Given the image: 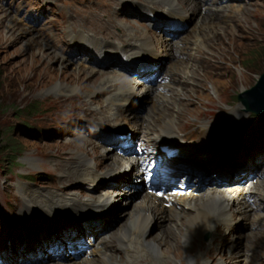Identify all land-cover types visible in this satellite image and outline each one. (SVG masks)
<instances>
[{"label": "rangeland", "instance_id": "obj_1", "mask_svg": "<svg viewBox=\"0 0 264 264\" xmlns=\"http://www.w3.org/2000/svg\"><path fill=\"white\" fill-rule=\"evenodd\" d=\"M25 1L26 0H0V130L4 131V144H7V141L12 142L15 147L17 146V143L19 144L22 149V151L19 152V155H22L21 153L23 152L25 156L34 155L37 164L39 163L38 165H41L42 163V165H46L48 162L52 167L59 168L61 163L58 162L59 158L62 156H75V154L79 155L84 143L87 145L88 143H95L92 138L89 135H86L83 131L77 135V129L79 128L82 130V126H84L89 119L99 118L101 110L94 108L91 112L87 113L76 108L75 114L78 116L80 123L77 127L71 126L63 134L59 133L62 125L48 124L50 123L49 117L51 115H62V113L66 114V111L71 109V101L76 103L77 95L97 93L99 85H91L88 83L93 81L99 73H105L109 76H116L117 74L122 76V73L113 67L108 69L102 66L94 67L82 63L77 58V55L83 53L82 47L79 45L75 46V49H72L74 54L58 53L55 50L56 43L46 40L50 33L39 32V25L35 26L33 22L34 26L30 27L22 22L20 16H15L21 20L22 25H26L38 31L40 34V40L49 44L60 55V57L67 58V64L61 69L58 67L56 60L49 62L46 58H43L40 53L36 54V52H32L31 48L33 46L32 42L29 40L30 36L28 33L19 30H14L13 32L10 31L9 27L5 24L2 15L4 9H8L12 12V9L15 7L17 8L18 3L21 7H24V4H26ZM211 2V8L215 10V13H208V15L210 14L214 17L218 15L217 17L219 19L217 20L219 21V25L217 26V30L224 29L226 39H223L221 43H217L216 46L208 44V46L214 51L213 53L206 51V53L202 55L205 51H202L201 49H193L194 46L189 47L193 59H188L182 56L174 57V50L171 51L173 57L170 59L172 61L177 59L178 65L184 60L194 63V65L197 64L199 68L198 72L195 71L192 73L194 69L190 72V69H186L184 66H179V71H177L173 76V79L167 83L174 87L176 89H174L175 91L167 93L166 90H161L155 86L152 90L150 89L145 90L144 92H139V88L142 87L144 83H140L139 88L138 85L133 83L137 92L141 94V101L138 105L139 107H137L136 113H134L135 109L129 111V117L134 114L136 117L135 119H131V121L137 122L139 119L141 123L149 124L147 129L153 126V122L156 119L151 115L153 114L155 106L156 108L157 106L160 107L163 100L153 96L152 92L154 91H160L168 96V110L174 115L175 119L179 121L178 123L182 127H187L185 124L189 119L192 120L193 118H198L200 117L199 115L203 117L205 111L209 109V101H211V99L216 100V98H219V100L225 101L226 99H229L228 97L235 99L243 96L247 97V95H249L251 96V100H255L256 98L264 97V79L262 78L264 75V0H211ZM50 3V7L55 9L60 5V0H51ZM236 5L244 9V13H236L234 11V6ZM44 6H46L45 3H39V5L34 6L32 5L29 10L26 8V13H29L32 10L42 18L45 10ZM88 12L89 11L82 10L79 17L84 21L90 17L86 24L91 28H95L98 24L96 15H89ZM190 19L189 27L196 26L197 24L194 23L195 20L193 18ZM243 19H246V21ZM58 22L60 25H65L66 23L63 18H58ZM70 29L65 30V34L68 36V40L71 41L68 33H66ZM147 29L152 31L148 27ZM52 32L56 33L54 30ZM160 43L161 45H164V43L167 44L168 46L166 49L172 47L171 43H167V40L165 39H162L159 44ZM178 47L181 48L179 44ZM71 57H75L76 59H69ZM170 62L171 61H168V63ZM75 67H79L78 70H81L79 76L77 75L78 70H76ZM90 69H94L97 72L91 77L85 76V72H88ZM165 69L166 68L163 69V72ZM41 70H43V73H41ZM75 70L77 74L75 73ZM42 74H45V79H42ZM59 81H62L69 86L76 85V83L81 84V86L85 84V87L87 88H84L81 93L76 94L71 93L70 90H65V93L63 94L55 93L51 89ZM103 114L105 115L106 112L103 111ZM179 118L182 120H179ZM36 123L43 124L42 128L47 136L39 135L44 134V132L41 133V131L36 129L34 131L39 134H30L27 129H32L33 131L31 125H36ZM48 131H56L58 133L51 135L48 134ZM67 133L71 138H66ZM88 153L94 162L99 161L97 164H99L98 167L102 171L117 168V166H114L108 161L110 153L105 151V153H108L107 157L104 156L105 153H95L93 150H90ZM249 153L252 155L251 158L261 161L260 169L262 170V178L258 184L264 185V147L260 149L253 148ZM16 162L13 158L4 168V171L11 169L10 173L4 174L2 171L3 176H15V173L19 172V169L17 170L15 168V166H19ZM28 163L30 166L33 164L31 161ZM126 163L127 162H123L121 165H125ZM26 166H28V164L23 167ZM39 171H43L46 178H49L50 173L48 170H45L46 172L44 170ZM134 173L135 172L133 171L132 177L128 178V180H132V178L135 177ZM32 178L38 177L35 174ZM140 183L141 186H144L142 180ZM49 184L50 181L41 179L39 185L36 187L35 194L42 195L56 192V188L49 186ZM120 187L121 186H119V189ZM127 187H121L120 190L118 189L116 192L114 191L116 193V197L114 198L116 219L115 223H112L109 231L114 230L122 224H128V222L134 218L140 206L137 205L141 200L139 199L140 192L133 190V188L128 189ZM1 189H7V184L2 183ZM263 191L264 189L259 190V192ZM222 192H225L226 196H221L220 193ZM235 192L232 193V190L213 186L207 188L205 191L206 194H202L200 197L212 194L218 198L229 199L231 204L238 206L240 203H238V201H240L241 196L238 197V194H235ZM190 200L199 203L200 198H193ZM168 208L166 205L163 218L159 217L158 219L151 220L146 239H135V237L130 242L129 245L139 251L141 250V246L145 249L143 254L146 256L139 259L137 258L135 263L201 264L206 258L212 259V252L206 247L197 244L196 240H198L201 234L205 233L206 230L211 227L210 219L212 220L213 216L205 215L209 223L206 220L204 223L201 222L199 229L204 230L202 233H198L199 229L190 233L187 217L189 209L183 210L184 208L182 209V206H178L177 210L180 209L186 215L179 220L178 224H176V217L168 210ZM166 218L172 221L174 225L172 229L170 226V228L168 227L169 222ZM236 220L239 222V228L235 230L233 234L235 241L233 243H235L236 248L232 254L231 258L233 259L230 260V264H238L237 261L240 259L248 264H258L259 262L264 264V207H255L253 210V208L249 206L243 213L236 215L235 221ZM219 223V220H217L215 228L219 226ZM150 238L156 242L165 239L167 242L162 246V250L166 253L172 254L159 256L157 252L152 250ZM113 240L119 243L117 238H114ZM186 242L187 245H185ZM141 243L144 244L142 245ZM221 254H223L224 257L228 252L222 250ZM113 255L119 260L120 264H133L132 261L123 262L117 255ZM97 257L98 256L95 255L93 258L97 259ZM225 264H229V262Z\"/></svg>", "mask_w": 264, "mask_h": 264}, {"label": "bare ground", "instance_id": "obj_2", "mask_svg": "<svg viewBox=\"0 0 264 264\" xmlns=\"http://www.w3.org/2000/svg\"><path fill=\"white\" fill-rule=\"evenodd\" d=\"M165 1L175 8L176 6H180V5L186 7V11L191 14L192 16L191 18H193L195 20L194 23L197 24L196 26L189 27V24H190L189 23L187 25V29L178 36V37H181V38H177V40H179L178 43L180 42L183 43L180 48L181 51L186 50V52H189V47L197 46L195 47L196 50L199 48L202 51H205L204 53H202V55L205 54L206 51L207 52L210 51L211 53H213L214 51L212 50L211 47L208 46V44L216 46L217 43H221L223 39H226L224 35V29L217 30L218 29L217 26L219 25V21L217 20L219 19L217 17L218 15L214 17V16H211L210 14L208 15L207 13L203 12L201 0H165ZM84 5L87 6V9H84V10L89 11L88 12L89 15H96L95 10L90 9L92 7H88L87 3H84ZM234 7H235L234 11L236 13H244V9L240 8V6L236 5ZM2 15L4 18L5 24L7 25V27H9L10 31L13 32L14 30H19V31L28 33V35L30 36L29 40L30 42H32V46H33L31 48L32 52L34 51V53L36 52V54L40 53V55L43 58H46L49 62L56 60L58 63L57 64L58 67L61 69L64 66H66L67 58L60 57V55L49 44L40 40V34L38 31L26 25H22L21 20L15 17V15L8 9H4ZM89 18L90 17L86 19L85 21L86 23H88ZM246 19H243V20L246 21ZM142 30L144 31V34H143L144 36H148L149 38L154 37L158 45H161V43L159 44V42L162 39H164L163 37L158 36L155 32L149 31L147 27H142ZM161 46L163 48V52L166 54V57H167V61L164 66V68H166L164 73L166 74V77L169 78V82L173 79V76L177 73V71H179V66H184L186 67V69H190V72L192 71V69H194L192 73H194L195 71L198 72L199 68L197 64L194 65V63L183 60L182 63L178 65L177 59H175L174 61L170 59L171 57H173L171 51H173L174 49H178L177 47H174L172 43H171L172 47L169 49H166L168 45L165 43L164 45H161ZM132 48H134V46L131 43H129L127 45V49H132ZM168 61H171V62L168 63ZM75 69L78 70L79 67H75ZM76 70H75V73H76ZM77 72L78 74L77 73L76 74L79 76L81 70H78ZM96 72L97 71H95L94 69H90L88 72H85V76L91 77L93 74L95 75ZM161 72H163V70ZM41 73H43V70H41ZM42 76H43L42 79L46 78L45 74H42ZM105 76H108V77H105ZM109 78H117L120 81H123L125 84L129 85L131 90H136L133 84H131L123 76L118 75V74L116 76H109L105 73H99L95 77V79L88 84H91V85L98 84L99 89L104 88ZM139 84L140 83H138V88H139ZM162 85H166V84L162 83ZM154 87L155 85L151 86L149 84H146V85L144 84L142 87L139 88L138 91L144 92L145 90H150V89L152 90L154 89ZM84 88H87L85 87V84L81 86V84L76 83V85L74 84L73 86H69L63 83L62 81H59L52 87L51 90L55 93H62V94L65 93V90H70L71 93L76 94V93H81ZM152 94L156 98L163 99L162 105L160 107L157 106L156 108L155 106V109L154 110L152 109L153 114L151 116H153L154 119H156L153 122V126H164L166 127V129L163 132H167L168 134H173L174 133L173 126L175 125L172 122H175L176 119L174 115H172V113L168 110L169 108L168 101H167L168 96L163 94L160 91H154L152 92ZM247 97L249 99L251 98V96L249 95H247ZM247 97L243 96L244 99ZM253 101L254 100L249 101L250 107H252V105L250 104L253 103ZM120 103L123 104L122 101ZM255 106H258L259 108L264 107V97L261 98V100H258ZM144 125H145V129H147L149 124L147 125L146 123ZM218 130L219 129H217V132H219ZM225 131L226 129H223L219 133L224 135ZM218 147L219 145L217 143H214L213 149L211 151H215V153L218 154V151L216 150V148ZM108 148L109 147L98 146L96 143H92V144L88 143V145L84 143V146H82V149L79 155L83 156L89 163L96 165V166L99 165L97 164L99 163V161L94 162L91 159L88 153L90 150L95 151V153H98V152L105 153V151L110 153V158H109L110 160L108 159V161H110L114 166H116V164H121L124 162L123 158L119 154L114 153L113 150H111L110 148L108 150ZM108 153H105L104 156L107 157ZM127 165L129 166L130 170H133L135 172L134 173L135 177L132 178V180H128L127 183H130V182L135 183L136 185L133 187V190L140 192L139 199L141 200L139 201L140 203L139 202L137 203V205H140L137 210V213L135 214L134 218L128 222V224L126 223V225L122 224L121 226L115 228L112 231H109L111 226L107 229L98 231V234L108 236L111 239L117 238L119 240V243H122L125 240H129L131 242L132 239L135 237H136L135 239H138V238L146 239V234H148V229L151 225L150 224L151 220L158 219L159 217L163 218L166 205H167V208L169 207L168 210L171 211L173 215L176 217V221H175L176 224H178L179 220L186 215L180 209L177 210L178 205L180 204L182 206V209L184 208L183 210L189 209L188 213L187 211L186 213L188 214L187 217L189 221L190 233L197 231V229H199L201 222L204 223L205 220L208 222L205 215L213 216L212 220L210 219L211 227H209L208 230H206V231H209L216 227L217 220L222 219V218H231L234 220L236 218V215H238L239 213H243L246 210V208H248L249 206H252V203H250L247 200L246 196L243 195L246 193L245 190H247L245 187L242 190H240L238 193V191L235 192L236 191L235 189H231V186L230 187H226V185L223 186V188L226 190H232V193L233 192H235V194L238 193L237 196L242 195L240 201H238V203L240 202L238 206H234L233 204H231L229 199L218 198V197L213 196L212 194H207L206 196L203 195L201 197L197 195L196 193H191V192L186 193L184 195L182 194L172 195L168 193L159 194L157 192L147 189L146 187H144L145 185L141 186L140 181L141 179H143V177L141 176V173L139 170V167H140L139 162H135L133 164L129 163ZM202 168H203L202 171L199 173V176H196V178L198 177L201 178L205 174L204 171L205 172L210 171V168L208 169L207 167H202ZM125 183L119 186L127 187ZM120 193H123V192H120ZM225 194H226L225 192L220 193L221 196H226ZM193 198L195 199L200 198L199 203L194 202V200H190ZM166 219L169 222L168 227L170 226L172 229L174 227L172 221L168 218ZM113 223H115V220ZM203 231L204 230L199 229L198 233L200 234ZM150 241H151L150 245L152 247V250L157 252L159 256L172 254V253H166L164 250H162V246L166 244L167 242L165 239H161L160 241L156 242L150 238ZM141 244L143 245L144 243H141ZM185 245H187V242ZM140 251L141 253L138 259L146 256L145 254H143V252L145 251L144 247L141 246ZM173 251L175 252L174 249ZM96 255L98 256L97 259L92 258L91 260H89L88 258H85V260L89 262V264H120L119 260H117L112 253L97 251ZM136 261L137 259H134L132 260V263L134 264ZM40 264H82V263L76 258H74V256L69 255L68 257L63 258L62 260L56 259V261L53 260L52 256H49L47 261L44 260V263H40Z\"/></svg>", "mask_w": 264, "mask_h": 264}, {"label": "trees", "instance_id": "obj_3", "mask_svg": "<svg viewBox=\"0 0 264 264\" xmlns=\"http://www.w3.org/2000/svg\"><path fill=\"white\" fill-rule=\"evenodd\" d=\"M0 89H1V83H0ZM262 97L256 98L253 103H251L253 106L256 105V103L258 102V100H261ZM234 99V98H232ZM213 100V99H211ZM253 100V99H252ZM215 101V100H214ZM262 103V102H261ZM27 129V128H26ZM28 131H31V129H27ZM4 131L0 130V160L1 161H7V160H11L13 159V157L17 154H19L20 151H22L21 147L19 146V144L17 143L16 147L14 146V144L10 141H7V144H4V139H3V134ZM14 146V147H13Z\"/></svg>", "mask_w": 264, "mask_h": 264}, {"label": "water", "instance_id": "obj_4", "mask_svg": "<svg viewBox=\"0 0 264 264\" xmlns=\"http://www.w3.org/2000/svg\"><path fill=\"white\" fill-rule=\"evenodd\" d=\"M262 78L264 79V75L262 76ZM245 99H247V100H245ZM244 100L246 101V102H248V98H245Z\"/></svg>", "mask_w": 264, "mask_h": 264}]
</instances>
